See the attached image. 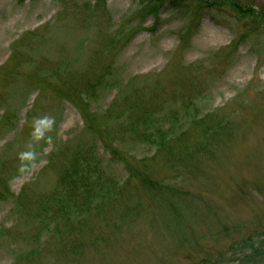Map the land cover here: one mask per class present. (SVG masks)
<instances>
[{
    "label": "rangeland",
    "instance_id": "374dc122",
    "mask_svg": "<svg viewBox=\"0 0 264 264\" xmlns=\"http://www.w3.org/2000/svg\"><path fill=\"white\" fill-rule=\"evenodd\" d=\"M202 1L162 2L153 31L145 16L127 33L141 0H0V264H238L243 247L264 253V0ZM38 73L53 90L30 82ZM67 73L103 75L88 101L99 116L137 100L136 116L176 122V137L158 154L127 128L122 141L118 109L104 120L122 156L111 160L101 120L89 130L55 93ZM79 143L115 192L49 219L66 191L57 154ZM26 196L49 200V218L17 206Z\"/></svg>",
    "mask_w": 264,
    "mask_h": 264
},
{
    "label": "trees",
    "instance_id": "16d2710c",
    "mask_svg": "<svg viewBox=\"0 0 264 264\" xmlns=\"http://www.w3.org/2000/svg\"><path fill=\"white\" fill-rule=\"evenodd\" d=\"M141 0V7L138 9L136 14L131 17V24L136 26H133L128 30L127 33L131 32L134 29H139L142 25L139 19L134 20L141 17H150L152 16L155 19L154 24L149 29L151 31L154 30L156 27V19L159 16V10L161 8L162 2L168 3V5L171 8H177L179 7L176 4V0ZM185 1H193L197 3L199 6L203 2L202 0H185ZM98 6H103V0H97ZM208 3V1L206 0ZM214 3V2H212ZM233 9L236 11L238 10L236 6L231 4ZM247 13V12H245ZM127 29V28H126ZM125 29L123 28L121 30V34H124ZM68 72V71H65ZM7 74V73H5ZM35 78H32L30 80L31 83H34L35 86H42L46 85L47 87H50L52 84L50 82H47L46 77L43 75H40V73L34 75ZM5 76H4V82H5ZM105 78L102 74H97L93 77V79L89 78L87 75L84 74H72L67 73L64 74L61 78V81H59V87L57 86V89H55V93L58 96H61L62 98L69 100L75 104H77L82 112V114L85 117L84 122L86 123L89 130L95 126V122L97 120H101L99 126L100 133H103V135L108 138V145H105V148L107 149L110 159L111 160H118L117 156L120 157V160H122V156L120 153V149L117 148L114 143L110 142L111 138L108 133L112 132L110 128H106L104 125V120L107 118H110L112 113H117L118 109L119 111L123 108V112L119 113L116 116V121L118 122L116 130L114 132L115 135H118L122 141L125 140V134L127 131V136L131 138V140H144L154 147H156V152L164 151L166 150L165 147L170 140L167 136H170L173 132V129L175 131L173 132L174 137H176V128H174V125L176 122H171L172 127H169L165 129L164 123L165 121H162L161 119L157 118L154 114H148V115H142V116H136L135 115V109H136V102L137 100H134L132 102H126L124 105L120 106V103H116L113 100V103L115 105H111V107L107 110H105L102 115L99 116V112H93L91 107L89 106V99H92L95 96V91L99 90V88H105ZM51 88V87H50ZM53 90V88H51ZM43 96V95H42ZM118 111V112H119ZM206 119H209V116H205ZM5 119H12L11 116L5 117ZM215 123H220V121H217ZM108 123L107 125H109ZM193 123H191L192 125ZM198 125V123H194ZM217 128H221L219 124H216ZM204 133L207 135L209 132H211V129L206 128L203 129ZM184 132V131H183ZM213 133H217V129L212 131ZM170 150V149H169ZM57 155H62L61 164L58 168V182L59 186H63L66 188L65 195L61 198L54 197V200L56 203V209L55 213L51 215L49 218L47 217V212L50 210V204L49 200L42 201V199H38L35 197H29L26 196L25 202H21L20 198H17L18 203L17 206L25 209V210H31L32 214L34 215H42L43 217H47L49 219L55 218V214L57 212H63L64 215H68L71 210L69 209L72 205L75 203H84L85 201H89L91 198L96 196L97 191L99 189L105 190L108 193L111 191L115 192V188L113 186V183L111 182H104L106 180L101 179V161H100V155L96 156L95 153L89 148V145L85 143H79L75 148L73 149H61V152ZM124 164L127 166V169L130 172V167L132 166V163L123 160ZM137 173H129V177L133 178ZM141 181L144 185L150 186L152 190H158L159 184L154 180L152 177H142ZM80 190V191H79ZM6 192L9 193V190H6ZM79 192V194H78ZM10 194V193H9ZM78 194V195H77ZM22 195V194H20ZM114 195V194H113ZM6 196V195H5ZM25 196V195H24ZM23 196V197H24ZM16 197V196H15ZM1 198V194H0ZM104 199H107L106 197ZM83 205V204H82ZM38 207L37 209L35 208ZM137 208L136 210H138ZM251 248L245 249L243 247V251L240 254L239 262L238 264H264V253H260V250L258 248H254L250 246ZM264 251V249H263Z\"/></svg>",
    "mask_w": 264,
    "mask_h": 264
},
{
    "label": "clouds",
    "instance_id": "9594fccd",
    "mask_svg": "<svg viewBox=\"0 0 264 264\" xmlns=\"http://www.w3.org/2000/svg\"><path fill=\"white\" fill-rule=\"evenodd\" d=\"M36 123H39V120H37Z\"/></svg>",
    "mask_w": 264,
    "mask_h": 264
}]
</instances>
